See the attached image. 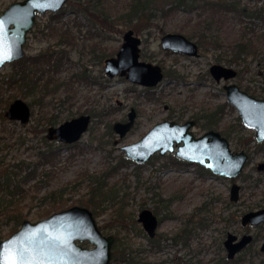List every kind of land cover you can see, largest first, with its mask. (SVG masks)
<instances>
[{"label": "rangeland", "instance_id": "rangeland-1", "mask_svg": "<svg viewBox=\"0 0 264 264\" xmlns=\"http://www.w3.org/2000/svg\"><path fill=\"white\" fill-rule=\"evenodd\" d=\"M13 1L0 0V13ZM246 1L249 9L260 7L258 17L240 19L233 13L194 5L178 7L166 16L156 13L152 22L129 20L120 18L127 0H105L102 8H89L88 13L76 10L75 3H65L61 7L64 12L54 20L49 18L50 11L38 13L27 33L25 54L45 48L66 52L44 95L41 87L33 92L18 83H6L18 68L17 59L0 67V110L5 113L17 97L31 109L27 123L0 116V177L8 175L21 190L13 195L0 191V202L10 203L0 209V240L18 229L23 219L36 221L74 204L93 212L83 199L88 198L100 175L108 184L105 189L112 187L117 195L100 204L99 212H93L95 220L103 233L119 237L118 249H125L139 264H216V259L226 254L223 240L229 231L238 236L247 232L256 235L232 264H264V250L260 249L264 224L241 223L245 211L264 206V140L257 141L255 129L242 123L226 98L224 81H215L208 71L214 62L232 66L238 73L231 80L253 96L264 98V0L243 3ZM87 15L93 18L95 28H89ZM128 28L141 38L139 58L162 68L164 76L154 86L105 73L104 58L115 55ZM62 31L73 35L72 44L61 41ZM166 32H180L196 42L197 35L208 40L212 36L217 42L214 46L207 40L199 55L189 56L161 47ZM241 35L243 40L248 38V48L236 60V44L243 43ZM77 72L86 79L75 75ZM131 107L136 110L134 124L119 136L112 125L126 120ZM217 107L221 109L214 117L219 121L211 128L228 138L233 151L248 154L236 177L213 173L196 162L173 165L170 156H176L174 152H156L146 162L137 163L122 148L164 119L183 122L195 118L192 130L200 135L209 129L207 116ZM82 113L90 114L91 120L74 145L46 138L48 126ZM259 163L263 168H258ZM233 182L240 184L236 201L229 198ZM144 207L157 211L155 243L149 241L137 220ZM185 229L188 241L173 238ZM82 244L91 245L88 241Z\"/></svg>", "mask_w": 264, "mask_h": 264}, {"label": "water", "instance_id": "water-1", "mask_svg": "<svg viewBox=\"0 0 264 264\" xmlns=\"http://www.w3.org/2000/svg\"><path fill=\"white\" fill-rule=\"evenodd\" d=\"M68 0H15L0 13V67L25 54L24 44L37 13L57 12ZM141 38L133 28L123 32L122 42L115 55L104 58V70L108 76L125 75L130 81L154 86L164 73L159 64L144 61L140 56ZM163 49L199 55V45L180 32H166L161 36ZM209 71L217 81L236 76L237 70L219 62L211 63ZM227 100L236 108L242 123L255 129L257 141L264 140V98L255 97L234 82L223 85ZM31 114L30 105L22 98L12 100L5 116L26 123ZM136 110L131 107L127 119L117 120L112 128L123 136L133 126ZM91 115L86 113L47 127L46 138L72 144L88 129ZM196 119L183 122L164 119L151 126L140 139L122 146L128 157L137 163L146 162L154 153L174 152L178 157L196 162L213 173L228 177L237 176L243 169L248 154L244 150L233 151L229 140L220 131L209 128L195 135L192 127ZM263 168V163L258 164ZM240 185L233 182L230 199L239 198ZM137 219L149 235H154L158 224L156 214L150 208L140 210ZM242 224L264 222V207L246 211ZM236 234L228 232L224 240L229 258L248 243L250 235L243 234L237 241ZM112 234H104L90 208L74 204L54 211L36 221L23 219L20 227L0 240V264H108L112 257ZM88 241L91 245H84ZM264 248V246H263Z\"/></svg>", "mask_w": 264, "mask_h": 264}, {"label": "trees", "instance_id": "trees-1", "mask_svg": "<svg viewBox=\"0 0 264 264\" xmlns=\"http://www.w3.org/2000/svg\"><path fill=\"white\" fill-rule=\"evenodd\" d=\"M66 3L68 4H73L75 6L76 10L78 11H84L85 13H88L90 9H95L96 7L102 8L103 3H105V0H68ZM167 5V7H165ZM194 5H197L198 7L200 6L201 8L204 9H210L212 12H219L223 11V13H233L236 14L240 19L248 17V15H252V17H258L260 14V7H255L251 6L249 9V4L248 2H244L243 0H127L126 4V10L120 15V18H126L129 20H134V19H142L146 18L149 21L152 22V20L156 19L157 14L160 13L162 16L168 15L169 12L176 10L178 7L181 6H188V7H193ZM89 10V11H88ZM102 10V9H101ZM64 12L63 9L58 10L57 12H51V18L54 20L55 18L61 16V14ZM87 21L89 23V28H95V23L93 21V18L87 15ZM81 24V23H80ZM48 25L51 26V23H47ZM158 25V24H157ZM67 30V29H66ZM63 38H60L61 41L63 42L64 40L70 44V38L73 36L71 33L62 31L61 33ZM195 33H191L190 36L194 35ZM243 35V34H242ZM242 35L240 36V42L243 43H238L237 49L235 50V57L236 60L244 53L245 48H248V38L247 40H243ZM197 43L199 46L201 44L204 46V42L207 41V36H199L197 35ZM242 37V38H241ZM213 42L214 46H216V37L215 39L212 38V36L209 38ZM215 40V41H214ZM73 42V41H72ZM215 42V43H214ZM212 44V45H213ZM243 48H239V47ZM237 51V52H236ZM63 52H66L65 49H60V50H54L50 48H45L43 50H39L36 54L30 55V54H24L23 57L15 60L18 64V68L15 69V71L9 75L7 78V84L10 83H18L22 87H24V90H33V92H37L38 88L41 87L40 90L42 91V94L44 95L49 91V84L53 81L54 79L52 77L54 73L58 70L59 65L63 63L62 58L64 57ZM14 62V61H13ZM14 62V63H15ZM45 75V77H43ZM75 75H79L80 77L86 79L85 75H82L81 73L77 72ZM52 78V79H49ZM52 88V87H51ZM150 90V89H149ZM147 90V91H149ZM22 91L21 93H23ZM221 107H217L211 114H209L207 117H210L208 119L207 127L211 128L215 124L218 123V118L214 117V114H217L218 110H220ZM0 116H4V111L3 109L0 110ZM75 143L71 144L74 145ZM43 157V154H42ZM171 160L170 163L173 165H187L189 161L179 159L176 156H170ZM203 167V166H201ZM204 168V167H203ZM206 171H209V169L205 168ZM103 177L100 175L97 177V179L94 181V184L92 185L90 189V194L87 199H83V202L86 204L90 205V207L93 209L94 213L99 212V206L102 202H105L106 200H110V198L114 199L117 195L116 191L110 187L109 189H105L106 185L105 181L102 180ZM0 191H5L8 194L13 195V193H16V191H21L20 190V184H16V182H11L9 179L8 175H3L0 177ZM111 199V200H112ZM10 201V200H9ZM8 204L6 202L5 204L0 202V209L2 206ZM10 203L6 206L8 207ZM158 206L156 205V208ZM156 210V209H155ZM158 210V208H157ZM120 211V210H119ZM121 218V215L119 217H116L115 219ZM131 220L134 221L133 218ZM189 232L191 231V228H188ZM122 259L126 260V262L130 263L131 259L128 256V254L123 251V255L121 256ZM117 258V257H116ZM235 258L234 260H229L225 256H221L218 260V264H231V262L237 260ZM117 264V263H116Z\"/></svg>", "mask_w": 264, "mask_h": 264}, {"label": "flooded vegetation", "instance_id": "flooded-vegetation-1", "mask_svg": "<svg viewBox=\"0 0 264 264\" xmlns=\"http://www.w3.org/2000/svg\"><path fill=\"white\" fill-rule=\"evenodd\" d=\"M134 30V29H133ZM166 50H169V49H166ZM171 51V50H170ZM177 53V52H176ZM182 54V53H181ZM200 54V53H199ZM184 55H186V54H184ZM208 71H209V68H208ZM209 73H210V71H209ZM237 73H238V71H237ZM237 73H236V75H237ZM210 75H211V73H210ZM211 77L213 78V76L211 75ZM236 77V76H235ZM214 79V78H213ZM231 79H233V78H231ZM231 79H228V80H224V79H221V80H223L224 81V83H223V85L225 84V83H228V82H231L232 80ZM215 80V79H214ZM221 80H219V81H221ZM215 81H217V80H215ZM219 81H217V82H219ZM241 88V87H240ZM30 117H31V114H30ZM29 120H30V118H29ZM28 120V121H29ZM27 121V122H28ZM26 122V123H27ZM56 140V139H55ZM188 161V160H187ZM189 163H191L190 161H189ZM240 185V184H239ZM230 189V188H229ZM230 194V193H229ZM229 198H230V196H229ZM231 200V199H230ZM233 201V200H232ZM264 207V206H263ZM145 208V207H144ZM143 209V208H142ZM259 209V208H258ZM152 210V209H151ZM253 210H255V209H253ZM153 212H154V214H156L157 213V211H154V210H152ZM248 211H250V210H248ZM140 212V211H139ZM246 212V211H245ZM244 212V213H245ZM243 213V214H244ZM139 214V213H138ZM242 214V215H243ZM157 216V215H156ZM138 217V216H137ZM157 219H158V223H159V218H158V216H157ZM138 220V219H137ZM139 221V220H138ZM141 224H142V222L141 221H139ZM242 223V222H241ZM264 224V222H261V223H258V224ZM248 225H258V224H250V223H247ZM247 224H245V225H247ZM244 225V224H243ZM142 227H143V224H142ZM157 227H158V224H157ZM157 227H156V229H157ZM143 229H144V227H143ZM156 229H155V232H154V235H149L148 234V232H147V235L150 237L149 238V241L150 242H152V243H155L156 241H155V233H156ZM102 230V229H101ZM103 232V231H102ZM230 232V231H229ZM228 233V232H227ZM105 234V233H104ZM110 234V233H109ZM235 234V233H234ZM243 234H248V235H250V240L248 241V243L246 244V245H244L242 248H240L235 254H234V256L233 257H231V258H229L228 257V255H227V248L225 247V244H224V240H225V238H226V236H227V234H226V236H225V238H224V240H223V246H224V248H225V250H226V254H223V255H221V256H225L227 259H229V260H234L235 258H237V257H239L240 255H241V253H240V251H244V249H247L250 245H251V243L253 242V240H255V238H256V235H252L251 233H249V232H247V233H243ZM242 234V235H243ZM113 235V234H112ZM241 235V236H242ZM114 236V239H113V242H112V247H111V250H112V257H111V260H110V262L108 263V264H139V261H137L136 259H134L132 256H129L130 257V259H131V262L130 263H128V262H126V260H124V259H122V255H123V251L125 250H121L122 249V247H120V250L118 249V247H117V243H118V240H119V237H116L115 235H113ZM188 236H189V234H188V229H185V232L183 233V234H181V236L180 235H173V238L175 239L176 237H180L179 239L181 240V241H183V242H186V240L188 241ZM236 239H235V241H237V240H239L240 238H241V236H238L237 234H236ZM155 241V242H154ZM157 244V243H156ZM263 246H264V240H263V242L261 243V245H260V249L261 250H264V248H263ZM126 252V251H125ZM127 253V252H126ZM128 254V253H127ZM221 256H219L217 259H216V264H218V260H219V258L221 257ZM117 257V258H116ZM236 261V260H235ZM235 261H233V262H235ZM233 262H231V264L233 263Z\"/></svg>", "mask_w": 264, "mask_h": 264}]
</instances>
